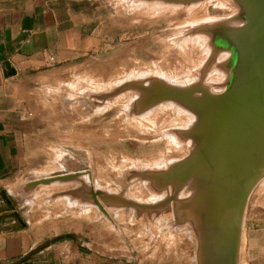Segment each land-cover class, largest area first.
<instances>
[{
  "label": "rangeland",
  "instance_id": "obj_1",
  "mask_svg": "<svg viewBox=\"0 0 264 264\" xmlns=\"http://www.w3.org/2000/svg\"><path fill=\"white\" fill-rule=\"evenodd\" d=\"M46 8L77 25L79 58L30 83L22 115L26 163L15 174L7 215L42 224L48 241L72 242L98 264H197L189 211L173 202L152 208L173 192H158L152 179L141 178L189 155L185 134L195 116L174 101L150 98L160 82L225 90L232 55L214 48L209 31L239 23V8L233 0H46ZM189 197L188 188L176 194L178 202ZM251 228L261 231L263 244L264 178L246 202L237 264ZM208 245L203 260L215 264Z\"/></svg>",
  "mask_w": 264,
  "mask_h": 264
},
{
  "label": "water",
  "instance_id": "obj_2",
  "mask_svg": "<svg viewBox=\"0 0 264 264\" xmlns=\"http://www.w3.org/2000/svg\"><path fill=\"white\" fill-rule=\"evenodd\" d=\"M161 1L188 4L201 0ZM233 2L240 10L239 23H218L209 31L218 39L214 48L232 54L225 90L212 94L199 84L157 85L158 101H174L195 116L185 134L193 149L166 171L141 177L152 179L158 192L171 188L172 196L152 208L173 202L176 208L189 211L200 246L212 243L211 252L219 264H237L246 202L264 178V0ZM5 68L10 69L8 64ZM187 188L191 197L178 202L176 194ZM12 215L25 226L17 212Z\"/></svg>",
  "mask_w": 264,
  "mask_h": 264
},
{
  "label": "crops",
  "instance_id": "obj_3",
  "mask_svg": "<svg viewBox=\"0 0 264 264\" xmlns=\"http://www.w3.org/2000/svg\"><path fill=\"white\" fill-rule=\"evenodd\" d=\"M82 42L86 51L87 41ZM79 52L77 25L48 10L46 0H0V226L12 225L0 230V264H98L94 253L72 242L48 241L42 224L22 226L14 212L7 215L12 205L5 198H11L15 174L26 163L22 115L30 103V83L41 82L58 66H71ZM261 242V231H245L242 264H264Z\"/></svg>",
  "mask_w": 264,
  "mask_h": 264
},
{
  "label": "bare ground",
  "instance_id": "obj_4",
  "mask_svg": "<svg viewBox=\"0 0 264 264\" xmlns=\"http://www.w3.org/2000/svg\"><path fill=\"white\" fill-rule=\"evenodd\" d=\"M201 1H202V0H201ZM229 1H230V0H229ZM163 2H164V1H163ZM206 2H207V1H206ZM180 4H181V3H180ZM163 10H165V8H164V9H159L158 12H159V11H162V12H163ZM169 10H170V9H169ZM169 10H168V13L170 12ZM172 10H173V9H172ZM172 10H171V11H172ZM166 11H167V10H166ZM140 12H141V11H140ZM158 12H157V13H158ZM186 12H187V11H186ZM147 14H149V13H147ZM186 16H187V15H186ZM139 17H140V16H139ZM188 18H189V17H188ZM136 23H137V22H136ZM213 36L217 39L216 34H214ZM214 37H213V38H214ZM217 41H218V39H217ZM217 45H218V44H217ZM231 55H232V54H231ZM127 84H128V83H127ZM131 84H132V83H131ZM134 84H135V83H134ZM139 84H140V83H139ZM168 86H169V85H168ZM122 87H123V86H122ZM169 87H172V86H169ZM134 88H135V87H134ZM153 88H155V87H153ZM182 88H184V87H182ZM118 89H119V88H118ZM153 91H154V90H153ZM153 91H152V92H153ZM149 92H150V91H149ZM156 93H159V88L153 92V96L150 98V100L153 98L152 101H154V103L157 104V103H159V101H158L157 98H155ZM109 94H110V93H109ZM112 94H113V93H112ZM146 95H147V94H146ZM77 97H78V96H77ZM104 98H105V97H104ZM137 99H138V98H137ZM137 99H136V100H137ZM100 102H101V101H100ZM89 104H90V103H89ZM140 105H141V104H140ZM97 106H98V105H97ZM141 107H142V106H141ZM88 108H89V107H88ZM92 109H93V108H92ZM96 109H97V108H96ZM183 110H184V109H183ZM70 114H71V113H70ZM76 115H78V114H76ZM63 116H64V115H63ZM73 116H74V115H73ZM78 116H79V115H78ZM80 116H81V115H80ZM89 116H90V115H89ZM64 117H65V116H64ZM71 117H72V116H71ZM75 117H76V116H75ZM124 117H125V116H124ZM191 118H192V117H191ZM68 122H69V121H68ZM61 123H62V122H61ZM69 123H70V122H69ZM99 127H100V126H99ZM155 136H156V135H155ZM162 140H163V139H162ZM145 174H146V173H145ZM64 182H65V181H64ZM153 184H154V183H153ZM211 242H212V239H211ZM211 244H212V243H210V244L208 245L209 251H210V253L213 255L214 259H216L215 264H219V263H218V260H217V258H216V256H215V253L211 252V247H212ZM206 250H207V247H206ZM211 258H212V257H211ZM211 258H210V259H211Z\"/></svg>",
  "mask_w": 264,
  "mask_h": 264
},
{
  "label": "flooded vegetation",
  "instance_id": "obj_5",
  "mask_svg": "<svg viewBox=\"0 0 264 264\" xmlns=\"http://www.w3.org/2000/svg\"><path fill=\"white\" fill-rule=\"evenodd\" d=\"M203 248H204L203 245L202 246L199 245V249L197 251V259H198L197 264H205V261L203 260L205 257L204 250H202Z\"/></svg>",
  "mask_w": 264,
  "mask_h": 264
},
{
  "label": "trees",
  "instance_id": "obj_6",
  "mask_svg": "<svg viewBox=\"0 0 264 264\" xmlns=\"http://www.w3.org/2000/svg\"><path fill=\"white\" fill-rule=\"evenodd\" d=\"M57 241V240H56Z\"/></svg>",
  "mask_w": 264,
  "mask_h": 264
}]
</instances>
